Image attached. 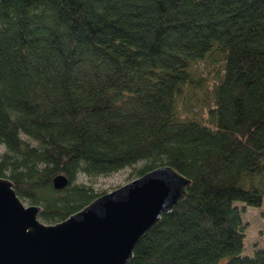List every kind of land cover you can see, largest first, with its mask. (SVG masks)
<instances>
[{"label": "trees", "instance_id": "16d2710c", "mask_svg": "<svg viewBox=\"0 0 264 264\" xmlns=\"http://www.w3.org/2000/svg\"><path fill=\"white\" fill-rule=\"evenodd\" d=\"M0 144L43 222L101 193L78 173L188 177L127 264H264V243L240 253L264 197V0H0Z\"/></svg>", "mask_w": 264, "mask_h": 264}, {"label": "water", "instance_id": "95a60500", "mask_svg": "<svg viewBox=\"0 0 264 264\" xmlns=\"http://www.w3.org/2000/svg\"><path fill=\"white\" fill-rule=\"evenodd\" d=\"M67 183L51 177L53 188ZM190 179L162 163L102 192L64 218L38 219L0 175V264H127L138 239L186 193Z\"/></svg>", "mask_w": 264, "mask_h": 264}, {"label": "rangeland", "instance_id": "374dc122", "mask_svg": "<svg viewBox=\"0 0 264 264\" xmlns=\"http://www.w3.org/2000/svg\"><path fill=\"white\" fill-rule=\"evenodd\" d=\"M24 139L31 141L27 136L21 134ZM33 142V141H31ZM4 150L0 144V153ZM142 161H137L132 165L124 166L116 171L108 174H100L96 176H88L83 173H78L75 181H80L89 184L95 192L108 191L126 181L138 176L137 168ZM26 203V201H25ZM234 203L241 204L240 200H234ZM240 217L244 223L243 246L240 253L249 254L252 251L253 245L264 243V197L257 205L244 204V209L240 211ZM222 258V260H224Z\"/></svg>", "mask_w": 264, "mask_h": 264}]
</instances>
